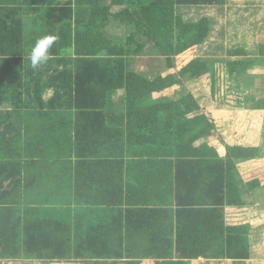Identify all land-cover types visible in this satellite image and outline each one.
<instances>
[{
  "label": "trees",
  "instance_id": "obj_1",
  "mask_svg": "<svg viewBox=\"0 0 264 264\" xmlns=\"http://www.w3.org/2000/svg\"><path fill=\"white\" fill-rule=\"evenodd\" d=\"M135 2L137 12L128 6ZM225 2L75 0L74 8L58 9V55L73 58L74 111L30 105L0 111V260L245 264L249 228L227 225L225 207L244 204L237 164L256 158L258 148L227 146L221 157L210 145H197L216 127L190 92L152 101L212 74L215 101L229 109L246 103L230 79L242 63L215 65L198 57L209 19L186 22L177 13L181 5ZM112 20L131 26L124 43L108 37ZM147 43L176 71L149 78L131 70L130 58ZM251 109L264 110V98L254 99ZM128 159L166 166L174 207L149 208L127 198ZM146 178L136 181L143 185Z\"/></svg>",
  "mask_w": 264,
  "mask_h": 264
},
{
  "label": "crops",
  "instance_id": "obj_2",
  "mask_svg": "<svg viewBox=\"0 0 264 264\" xmlns=\"http://www.w3.org/2000/svg\"><path fill=\"white\" fill-rule=\"evenodd\" d=\"M74 6L75 0H15L12 3L0 4L1 112L26 110L27 105H30V110L36 111H74L73 58L58 55V41L50 49V59L46 64L33 69L30 63V52L38 39L46 35L58 36V29L62 24L58 9ZM177 13L186 22H197L202 17L209 19V35L197 49L198 57L202 61L215 65L228 62L243 64L239 73L230 79L244 94L245 106L248 109L232 111L225 101H215L211 91L208 105L213 107L214 104H222L227 111L224 121L214 120L217 123L215 131L217 130L218 139L223 142L222 147L218 145V139L215 143L211 142V136L207 141H198L197 145L206 143L215 148L221 157H225L227 146L237 144L258 148L256 158L239 161L237 164L241 182L240 195L245 202L243 205L226 206L225 215L227 225L249 228L250 258L245 264H264V110L251 109L254 99L264 98V0H226L224 5L218 6L181 5L177 6ZM236 50H242L244 53L237 56L229 54L230 51ZM162 60L164 61V58ZM207 76L210 79L212 77L211 74ZM234 116L240 119H256L253 126L259 132L257 142L229 143L225 138L226 129L233 123ZM136 161L128 159L126 162L127 168L132 167L125 177L127 198L139 200V206L149 208L174 207V178L169 176L166 166L159 164L157 167L146 161L138 164ZM141 177H147L148 180L144 181L148 183L139 185L136 180ZM8 184L9 182L5 183V186ZM144 187L146 189H143ZM14 262L56 264L61 261L0 260V264ZM66 262L86 264L81 260ZM189 263L235 264L232 260L206 259Z\"/></svg>",
  "mask_w": 264,
  "mask_h": 264
},
{
  "label": "rangeland",
  "instance_id": "obj_3",
  "mask_svg": "<svg viewBox=\"0 0 264 264\" xmlns=\"http://www.w3.org/2000/svg\"><path fill=\"white\" fill-rule=\"evenodd\" d=\"M144 4H149L153 0H143ZM131 10H134L137 12V10L140 9V5L138 3H133L128 5ZM118 10V9H117ZM132 28L129 25H126L120 21L112 20L109 25L107 26L106 33L108 37L112 40H117L120 42H125V39L127 36L131 33ZM163 57L159 55V52L157 48L154 46V44L147 43L145 49L138 53L135 56H132L130 58V63L129 67L131 70L139 71L141 74L151 76L152 78L157 76V75H165L169 72H174L176 71V67L174 69H169L166 60L164 58V61L162 60ZM212 76V74H211ZM211 81L213 82V78L209 76H205L201 79H199L197 82H191V83H186L183 86H175L172 89H169L162 94H157L154 95L152 101H157L160 99L163 100H168V99H176L179 98L180 96L190 92L195 98L204 106V111L208 113L214 120H223L225 119L227 115V111L224 109L222 104H214L213 107H210L208 105V101L211 96ZM237 92L241 93L242 91L238 90L237 85H235ZM123 92H120L117 96L116 99L120 100L121 97H123ZM248 106V104H247ZM250 107V106H249ZM243 110L248 109L246 108L245 104L241 107ZM232 111H236L238 109H231ZM242 110V109H241ZM251 110V109H249ZM231 114V113H230ZM256 119H253L252 117L249 118H237L233 117V123L229 126H227V137H225L229 143H238L242 141H251V142H257L258 138V130H256L253 126V121ZM215 123V127H216ZM217 130L213 135H211V142H216L218 139L217 136ZM217 136V137H216ZM216 137V138H215ZM209 137H206L202 140H208ZM222 138V137H220ZM245 139V140H244ZM250 139V140H249ZM201 140V141H202ZM219 140V139H218ZM224 140V139H223ZM225 141V140H224ZM222 139L219 140L218 145L222 147ZM19 262H14V264H17ZM20 264H46V263H23L21 262ZM53 264V263H52ZM56 264H68L66 261H61ZM70 264V263H69ZM116 264H122V263H116ZM191 264V263H189ZM216 264V263H214Z\"/></svg>",
  "mask_w": 264,
  "mask_h": 264
},
{
  "label": "clouds",
  "instance_id": "obj_4",
  "mask_svg": "<svg viewBox=\"0 0 264 264\" xmlns=\"http://www.w3.org/2000/svg\"><path fill=\"white\" fill-rule=\"evenodd\" d=\"M57 35H46L38 39L30 52V63L33 69L46 64L50 59V49L58 41Z\"/></svg>",
  "mask_w": 264,
  "mask_h": 264
}]
</instances>
